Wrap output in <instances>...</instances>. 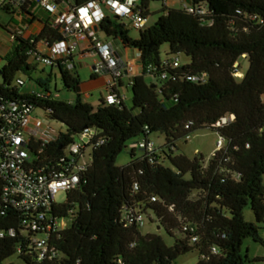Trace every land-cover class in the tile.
Masks as SVG:
<instances>
[{
    "label": "trees",
    "instance_id": "obj_1",
    "mask_svg": "<svg viewBox=\"0 0 264 264\" xmlns=\"http://www.w3.org/2000/svg\"><path fill=\"white\" fill-rule=\"evenodd\" d=\"M89 1L77 0L75 6ZM146 5L142 0L145 16ZM191 6L205 13L168 10L138 31L137 38L130 36L134 29L124 19L105 17L98 24L107 38L139 53L142 74L131 79L130 107L123 101L110 104L106 98L97 106L85 102L77 91L78 73L62 65L57 68L60 80L75 93L74 101L60 100L50 92L49 81L40 78L36 84L41 91L21 92L24 83L17 73L35 68L29 52L41 41L52 44L60 34L55 26H47L39 36L17 39L0 69V96L41 109L67 129L42 147L36 167H48L46 172L55 167L85 129L103 143L94 146L91 164L76 189L66 193L67 201L41 210L47 221L70 219L65 229L49 237L53 257L39 260L32 239L42 235L23 226L36 214L6 198L0 181V264L14 255L25 264H172L192 250L199 252L197 264H245L244 240L264 248L259 228L244 218L249 207L255 221L264 222V0H192ZM164 45L165 59L183 54L190 63L180 61L178 68L165 69L160 53ZM241 58L248 60L249 68L237 79L235 65ZM203 75L204 81L189 80ZM146 76L153 82L147 83ZM230 116L233 121L215 127ZM201 129L216 133L225 147L207 163L201 155L192 160L174 155L177 141ZM152 133L164 135V145L137 157L139 142ZM127 145L132 148L130 162L119 167L117 157ZM137 215L180 238L167 247L158 234L142 235L132 220Z\"/></svg>",
    "mask_w": 264,
    "mask_h": 264
},
{
    "label": "built area",
    "instance_id": "obj_2",
    "mask_svg": "<svg viewBox=\"0 0 264 264\" xmlns=\"http://www.w3.org/2000/svg\"><path fill=\"white\" fill-rule=\"evenodd\" d=\"M0 1L3 6L33 4L55 16L54 26L58 29L60 38L54 40L52 44L45 40L41 41L34 52H29L32 53V57L37 63L49 65L52 69L58 68L60 65L67 69H73L71 61L80 54V46L85 45L87 52L83 54L91 53L96 56L93 73L99 76L110 73L112 76L105 85L106 100L110 104H118L122 101L119 94H116L123 73L122 69L132 71L134 64L123 63L113 46L97 36L95 27H98V24L105 18L101 10V4H104L113 17L124 19L135 31H143L147 18L142 13L138 0H91L81 6L68 5L62 10L60 7L64 4V0ZM185 9L189 13H205L204 10H195L192 6ZM18 38H23L21 30L9 34L11 43H16ZM31 43H35L34 39H31ZM40 45L45 46L47 52H42L38 47ZM180 64L178 58L164 59L162 66L165 69H176ZM235 68L234 77L240 79L242 74L238 69V64L235 65ZM162 79H167L166 72L162 73ZM205 79V75L201 78L189 77V80L193 82ZM18 83L22 84L21 81ZM35 109L32 105L8 101L0 96V181L3 182V195L6 198L15 199L21 209L36 214L33 220L23 222V226L27 230L39 232L42 235L41 238L32 239L38 258L42 260L49 254L51 257L55 256L49 246V237L51 234L65 229L67 223L66 220L47 221L46 214L41 210L49 208L54 202L55 196L60 192L68 193L76 189L80 183L81 174L87 171L91 164L94 146L98 147L103 141H95L96 133L85 129L78 136L79 142L75 141L68 147L58 159L56 166L46 172L48 167L45 169L36 167L34 162L39 160L38 156L42 154V147L50 145L54 139H50L48 136L49 128L46 126V119L35 114ZM233 120V116L222 118L215 127H223ZM224 147L225 142L220 138L216 148L219 150ZM138 149L143 153L151 154L156 148L149 139H144L139 142ZM84 159L85 162H83ZM34 165L35 168L32 167ZM153 200L155 201V199ZM130 217L126 216V219L128 220ZM132 220L140 229L144 227L142 215H137ZM9 235L14 236L15 232L11 230ZM0 236L3 237V234ZM196 241L197 238L194 237L193 242Z\"/></svg>",
    "mask_w": 264,
    "mask_h": 264
},
{
    "label": "rangeland",
    "instance_id": "obj_3",
    "mask_svg": "<svg viewBox=\"0 0 264 264\" xmlns=\"http://www.w3.org/2000/svg\"><path fill=\"white\" fill-rule=\"evenodd\" d=\"M132 36L135 34L134 32H131ZM98 35L100 38L104 40H109L110 42H113L115 46H119V54L123 61H127L129 55H125L124 48L122 44L112 38H107L102 32H98ZM40 50L42 52H47L45 46H40ZM168 52V46L164 45L160 49L161 57L163 59L166 58V53ZM179 59L182 64H188L190 63V59L186 57L185 55L181 54L179 56ZM94 57H88L85 59L84 66L79 67L77 64V71L79 73L80 79L82 82H89L90 81V72L91 69L89 66H92ZM30 64L33 66V70L27 71L22 70L17 73L16 78L20 79L24 84L22 87H20L21 92H29V91H36L39 92L42 89L36 84V80L39 78L45 81H49V90L53 95L59 96L60 100H69L74 101L76 95L74 92L68 91L64 89L62 86L59 71L57 68H51L49 65H45L43 63H37L35 61L34 57H31L29 60ZM239 65V71L243 75L246 74L249 63L246 58H241L238 62ZM239 78V77H238ZM145 80L147 83H152L153 80L150 76H146ZM106 96V94H105ZM91 103L94 106H97L99 103V93L94 92L92 94ZM132 104V94L131 90L128 94V100L126 101V106L130 107ZM35 114H38L43 119H46V126L49 128V138L55 139L60 133L66 132V127L62 125L61 123L51 120L47 117V113H45L43 110L36 108ZM80 138L77 136L75 138L76 142H79ZM219 140V136L214 133L213 131L209 129H201L198 130L192 134L189 135L187 139H181L177 141V151L174 153V155H184L188 159L192 160L195 157L201 155L204 158L205 163L208 162L210 157L214 154V152L217 150L216 144ZM149 141L155 146L156 149L161 148L164 145L165 138L164 135L161 133H152L149 136ZM132 148L131 145H127V147L123 150V152L117 157L116 164L119 167H123L127 165L130 162V152ZM143 154V151L137 149L136 155L137 157H140ZM85 162V159L83 160ZM166 167L171 166L166 163ZM67 201V195L65 192H60L58 195L55 196L54 202L57 204H64ZM244 218L247 222L254 223L259 228V235L264 240V222L257 223L255 221L254 215L250 208H246L244 211ZM67 225L70 224V219L66 220ZM142 235H148V234H158L164 241L165 245L167 247H172L174 245L175 239H179V235L170 236L168 235L164 229L158 230L157 225L150 221V219L147 216H144V227L141 229ZM41 238V236H39ZM241 254L245 260V264H264V248L261 244L255 243L252 239L248 238L243 241L241 246ZM200 260V255L197 250H192L184 255H181L179 258H177L175 261L172 262V264H197ZM3 264H25L22 260L18 258V255H14L13 257L7 259Z\"/></svg>",
    "mask_w": 264,
    "mask_h": 264
},
{
    "label": "crops",
    "instance_id": "obj_4",
    "mask_svg": "<svg viewBox=\"0 0 264 264\" xmlns=\"http://www.w3.org/2000/svg\"><path fill=\"white\" fill-rule=\"evenodd\" d=\"M77 0H64V4L61 5L60 9H65L66 6H74ZM142 0H138V4L141 5ZM192 0H147L146 9L144 10L146 14V26H152L157 18L164 14L168 10H184L186 7L191 6ZM101 10L105 17L113 18L112 13L106 7V5L101 4ZM55 16L50 15L43 11L40 7L33 5V4H20L14 6H3L0 1V69L5 65L6 59L11 57L14 52L15 43H11L9 41V34L16 31L21 30L23 32V38L28 39L31 37L39 36L45 27H53L54 26ZM98 32L97 30V36ZM134 36H132V33ZM139 35L138 31H134L130 29V36L133 38H137ZM100 38V37H99ZM102 41L110 43L113 46L114 51L116 52L117 56L122 60L119 49L117 46L114 45L113 42L109 40H104L100 38ZM118 41V40H117ZM41 46V45H40ZM40 46H38L40 48ZM124 48V47H123ZM85 45H81L79 50L80 54L76 55L72 59V64L74 66V71H77V66L83 67L84 60L88 57L93 56L94 60L92 66H89L91 69L90 72V81L89 82H82L81 79V86L80 92L83 95V99L85 102L91 103L92 94L94 92L99 93V99L106 98V88L105 85L107 81L112 77L110 73H105L103 75H93V66L96 61V56L89 54H83L87 52L85 50ZM125 55H129L130 58L127 61H123V63L131 62L134 64L132 71H127V69H122V77L119 81L118 86V94L121 97L122 101L126 105V101L128 100V94L130 92V83L131 79L135 76H139L142 74V67L140 64L139 53L137 50L124 48ZM32 67V65H31ZM79 75V73H78ZM93 76V77H92ZM80 77V76H79Z\"/></svg>",
    "mask_w": 264,
    "mask_h": 264
},
{
    "label": "water",
    "instance_id": "obj_5",
    "mask_svg": "<svg viewBox=\"0 0 264 264\" xmlns=\"http://www.w3.org/2000/svg\"><path fill=\"white\" fill-rule=\"evenodd\" d=\"M97 30H98V27H95V31H97ZM77 91L79 92L80 88H78ZM158 230H159V228H158Z\"/></svg>",
    "mask_w": 264,
    "mask_h": 264
}]
</instances>
